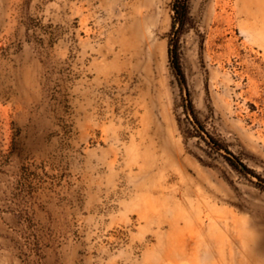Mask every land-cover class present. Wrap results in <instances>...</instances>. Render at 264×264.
I'll return each mask as SVG.
<instances>
[{
	"label": "rangeland",
	"instance_id": "obj_1",
	"mask_svg": "<svg viewBox=\"0 0 264 264\" xmlns=\"http://www.w3.org/2000/svg\"><path fill=\"white\" fill-rule=\"evenodd\" d=\"M173 1L0 0V264H264V0Z\"/></svg>",
	"mask_w": 264,
	"mask_h": 264
},
{
	"label": "trees",
	"instance_id": "obj_2",
	"mask_svg": "<svg viewBox=\"0 0 264 264\" xmlns=\"http://www.w3.org/2000/svg\"><path fill=\"white\" fill-rule=\"evenodd\" d=\"M186 1L187 0H174L173 1V4H172L173 11H174V17H173V22H172V26L173 27L176 25V23H178V24H182L183 23V19L186 16V13H187ZM174 68H176V69L178 68V65L176 63L174 64ZM179 73H180V69H179ZM211 139H212L211 140L212 144L210 142H208V141H207V144H211L213 146H216V145L220 146L218 144V142H216L212 137H211ZM227 152L229 153L228 150H227ZM226 159L232 166L237 167V165L235 164V162H234V160L232 158L226 157Z\"/></svg>",
	"mask_w": 264,
	"mask_h": 264
},
{
	"label": "water",
	"instance_id": "obj_3",
	"mask_svg": "<svg viewBox=\"0 0 264 264\" xmlns=\"http://www.w3.org/2000/svg\"><path fill=\"white\" fill-rule=\"evenodd\" d=\"M174 70H175L176 74L178 75V78H179V81H180L181 85L183 86V88H185V87H184V82H183L181 76L179 75L177 69L174 68ZM186 110H187V113L189 114V107H188V105H186ZM205 137H206L207 141L210 142V143L212 144L211 139H210L208 136H206V135H205ZM233 160H234L235 164H236V165H237V166H238L243 172L248 173L247 170H246V168H245V167H244V166H243L238 160H236V159H234V158H233Z\"/></svg>",
	"mask_w": 264,
	"mask_h": 264
}]
</instances>
